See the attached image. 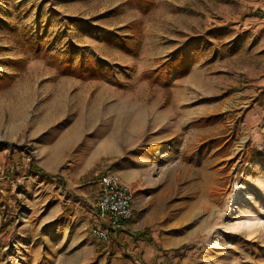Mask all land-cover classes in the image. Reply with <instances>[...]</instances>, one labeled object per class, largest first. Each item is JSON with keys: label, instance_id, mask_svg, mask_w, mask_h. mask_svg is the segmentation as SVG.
Wrapping results in <instances>:
<instances>
[{"label": "rangeland", "instance_id": "1", "mask_svg": "<svg viewBox=\"0 0 264 264\" xmlns=\"http://www.w3.org/2000/svg\"><path fill=\"white\" fill-rule=\"evenodd\" d=\"M153 2L0 0V264H264V0ZM68 51L105 75L59 73ZM107 170L135 215L102 241Z\"/></svg>", "mask_w": 264, "mask_h": 264}, {"label": "trees", "instance_id": "2", "mask_svg": "<svg viewBox=\"0 0 264 264\" xmlns=\"http://www.w3.org/2000/svg\"><path fill=\"white\" fill-rule=\"evenodd\" d=\"M138 7L140 8L142 13L147 12L153 5V0H138ZM130 27L135 26V23H130ZM105 41L122 48L124 51L128 53H133L136 48V44L132 42L128 37L118 36L111 33H108L104 37ZM40 44V43H37ZM38 55V53H35ZM56 59H52L51 63L55 64L59 73L61 74H68L74 75L76 77H83V78H100L105 75L102 71L98 63L92 58L87 57L86 59H80L76 63V65H72V53L68 51L64 55V58L59 59V53L55 55ZM195 57L184 56L183 54H177L174 56L172 60L166 61L162 68L166 69V73L157 74L156 71H145L143 73L144 77L150 78L152 83L158 82L162 85H166L169 80V71L171 68L176 72V75H183L189 70L188 62L195 61ZM21 65L18 68L23 67L25 63V59H10V63L15 65L16 63H20ZM13 79L12 73H3L0 75V89L8 86L11 84ZM30 168L33 171L40 173L44 177H49L51 174L47 173L43 169L34 165L33 162L30 163ZM121 229L118 230V232ZM146 230H140L136 232V235L142 238V236L146 233Z\"/></svg>", "mask_w": 264, "mask_h": 264}, {"label": "built area", "instance_id": "3", "mask_svg": "<svg viewBox=\"0 0 264 264\" xmlns=\"http://www.w3.org/2000/svg\"><path fill=\"white\" fill-rule=\"evenodd\" d=\"M96 201L99 223L91 227L90 234L99 240L106 241L110 233L124 229L135 215L133 191L115 173L104 172L99 176Z\"/></svg>", "mask_w": 264, "mask_h": 264}, {"label": "bare ground", "instance_id": "4", "mask_svg": "<svg viewBox=\"0 0 264 264\" xmlns=\"http://www.w3.org/2000/svg\"><path fill=\"white\" fill-rule=\"evenodd\" d=\"M141 122H142V120H139V122L136 123L135 127L137 128ZM110 129H111V127H110ZM113 129H114V128H112L111 130H109V134H110V143H111V140L114 139V136H113L114 131L116 132V130H115V129L113 130ZM133 129L135 130V128H133ZM104 143H105V142H104Z\"/></svg>", "mask_w": 264, "mask_h": 264}, {"label": "crops", "instance_id": "5", "mask_svg": "<svg viewBox=\"0 0 264 264\" xmlns=\"http://www.w3.org/2000/svg\"><path fill=\"white\" fill-rule=\"evenodd\" d=\"M105 172L115 173V171H112V170H107V171H105ZM115 174H116V173H115ZM98 179H99V177H98ZM98 179H97V183L94 185V187L96 186V190H97V191H98ZM98 216H100V214H99L98 211H97L95 217H98Z\"/></svg>", "mask_w": 264, "mask_h": 264}]
</instances>
